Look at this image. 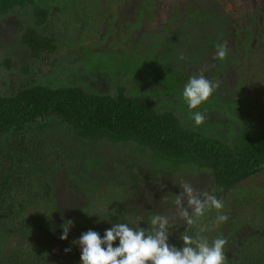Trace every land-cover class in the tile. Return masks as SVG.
<instances>
[{"label": "trees", "instance_id": "trees-1", "mask_svg": "<svg viewBox=\"0 0 264 264\" xmlns=\"http://www.w3.org/2000/svg\"><path fill=\"white\" fill-rule=\"evenodd\" d=\"M68 1L0 0V27L2 22L7 25L10 17L21 23L19 34L11 32L6 45H0V244L16 225L18 214L30 208L39 215L22 230L30 235V252L11 253L0 259V264L44 263L53 227L48 222L56 204L53 179L60 172L87 190V196L92 190L100 193L97 199H86L75 213L92 217L93 225L85 224L84 228L103 235L114 223L152 227L150 220L155 214L125 210L127 198L138 190L142 178L134 160H114V171L101 183L90 179L95 170L94 150L102 142L127 153L140 152L142 159L167 170L207 171L219 191H234L264 170V128L211 116L206 102L190 110L182 91L162 86L156 76L146 77L141 86L127 75L120 81L116 73L110 74L116 82L108 84L90 72L78 74L84 70L81 51L72 49L59 31L42 30L51 11L58 12L62 6L68 9ZM149 2L143 0V5ZM263 5L246 11L242 19L251 23L259 17L263 20ZM256 31L263 39L261 25ZM250 37L247 30L244 47ZM106 88L113 90L103 91ZM197 111L205 116L200 125L192 119V112ZM121 166L126 169L121 170ZM236 197L242 206L250 205L230 219L231 232L224 235L223 223L216 219L223 211L210 209L204 218L194 217L192 225L186 224L182 234L204 236L209 243L217 237L226 239V264H264V180ZM243 214L255 217L254 222ZM245 224L251 225L254 233L234 241L230 249L233 230ZM181 235L170 243L179 247ZM73 259L72 264H79L77 256Z\"/></svg>", "mask_w": 264, "mask_h": 264}, {"label": "rangeland", "instance_id": "rangeland-1", "mask_svg": "<svg viewBox=\"0 0 264 264\" xmlns=\"http://www.w3.org/2000/svg\"><path fill=\"white\" fill-rule=\"evenodd\" d=\"M263 4L264 0H150L144 6L143 0H71L68 9L64 10L62 6L58 12L51 11L49 23L42 30L59 31L72 49L81 51L84 70L78 72L80 75L90 72V76L100 77V82L110 84L116 80L115 77L110 79L109 75L116 73L120 81H125L127 75L134 82L138 80L141 86L146 84V77L156 76L162 86L168 88L171 85L182 91L190 76L203 74L216 84L213 95L205 101L210 105L211 116L237 119L264 128V38H259L256 31L257 25L264 31V19L259 17L256 23H251L241 17ZM20 28L21 23L15 17H10L7 25L2 22L0 45H6L11 32L19 34ZM247 30L252 37L247 39L244 47ZM217 45L228 48L230 56L225 58V65L216 58ZM112 90L103 89L106 92ZM140 156V152L127 153L102 142L94 150L95 170L90 179L101 183L114 171V160H134L142 178L138 190L127 198L125 210L167 217L171 241L181 235L186 226L178 217L175 205L176 196L182 191L181 181L190 183L196 192H209L223 202V214L228 216L222 225L226 235L232 231L230 219L244 213L243 206L250 205L242 206L236 195L251 190L264 180L263 170L239 184L234 191H219L214 188L212 176L207 171L167 170ZM125 169L121 166V170ZM53 180L56 204L48 222L53 227L43 264H72L74 255L78 260L80 256V249L73 241L89 230L84 228L85 224L93 225L91 216L75 213L86 199H97L100 193L92 190L90 197L87 196L88 191L72 184L64 172L57 173ZM247 211L251 213L249 209ZM242 216L250 223L254 222L255 217ZM16 217V225L13 224L8 230L9 236L0 244V259L11 253L27 254L33 247L30 235L22 230L38 220L39 215L29 208ZM68 221H72L68 238L61 240ZM205 225L201 226L207 229ZM233 231L230 249L234 241L239 242L255 230L245 224ZM65 248L71 251L66 253Z\"/></svg>", "mask_w": 264, "mask_h": 264}, {"label": "clouds", "instance_id": "clouds-1", "mask_svg": "<svg viewBox=\"0 0 264 264\" xmlns=\"http://www.w3.org/2000/svg\"><path fill=\"white\" fill-rule=\"evenodd\" d=\"M227 49L217 45L216 58L223 60L227 56ZM216 84L203 74L190 76L182 90V99L187 107L196 109L213 95ZM192 119L196 125L204 122L205 116L201 112H192ZM180 191L175 199L177 215L184 223L192 225L195 218L204 216L210 209L224 208L223 202L209 192H196L193 186L180 182ZM191 210V213L189 211ZM219 223H225L228 216L218 214ZM99 222V221H97ZM68 227L63 228L61 240L68 238ZM151 228H132L126 223H114L104 230L103 235L92 229L81 233L73 241L80 249L79 264H226L225 246L227 240L217 237L209 243L204 236L195 238L188 234L180 237L181 245L170 243V222L167 217L154 215L150 220ZM64 251L70 252V248Z\"/></svg>", "mask_w": 264, "mask_h": 264}]
</instances>
